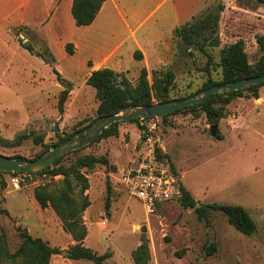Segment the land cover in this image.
<instances>
[{
    "label": "rangeland",
    "instance_id": "374dc122",
    "mask_svg": "<svg viewBox=\"0 0 264 264\" xmlns=\"http://www.w3.org/2000/svg\"><path fill=\"white\" fill-rule=\"evenodd\" d=\"M19 2L0 0V137L15 140L24 133L33 135L16 147L0 145V153L32 160L57 146L60 138L83 132L99 119V101L96 90L87 84L86 68L80 64L79 56L54 45L53 33L48 44L41 37L45 29L35 23L50 17L42 0H36L41 5L36 21L32 20V11L31 17L27 16L32 28L18 24V18L29 11L19 10ZM219 6L224 7L218 29L220 44L206 47L213 57L211 64L206 54L193 47L187 49L173 36L164 55L151 56L145 62L143 68L147 69L150 84L168 71L175 73L173 85L164 91L169 100L195 98L209 80L220 81L221 50L238 40L245 42L251 64L260 59L257 37L264 36V7L256 0H215L204 11ZM69 32L66 24L56 35L65 40ZM21 40L36 53H47V57L52 54L54 61L48 63L42 55L25 49ZM142 69L117 73L136 86ZM64 91L69 93L64 113L60 114L58 103ZM199 111L198 116L181 111L167 122L161 117L120 122L116 136L97 139L63 160L64 165H69L78 157L94 155L109 162L108 166L98 164L84 170L90 184L85 194L91 202L89 213H85L87 209L83 215L88 229L86 246L98 255L110 253L105 264H135L132 254L143 235L149 239L150 264H264V86L258 98L246 93L226 106L217 137L211 135L213 124ZM35 137L43 138V143L37 144ZM157 149L168 157L180 185L198 203L242 206L256 222V233H241L221 212H212L208 226L193 209L183 207L179 198L149 212L131 197L121 183L122 173L144 150H153L157 157ZM45 173L47 178L42 184L21 189L11 185V174H0V235L6 234L11 252L21 243L17 227L59 248V255L70 250L64 247L70 236L60 218L53 210L43 211L34 196L37 187L55 185L63 179L61 175ZM108 181L111 198L107 210ZM206 244H215L216 253L208 256ZM179 251H184L181 258L176 255Z\"/></svg>",
    "mask_w": 264,
    "mask_h": 264
},
{
    "label": "trees",
    "instance_id": "16d2710c",
    "mask_svg": "<svg viewBox=\"0 0 264 264\" xmlns=\"http://www.w3.org/2000/svg\"><path fill=\"white\" fill-rule=\"evenodd\" d=\"M106 1L107 0H73L72 15L76 25L78 27L91 25ZM256 2L264 7V0H256ZM223 10L224 7L219 6L216 9L208 10L194 17L192 21L183 26L176 27L173 32V38L179 39L187 49L193 47L206 54L208 63L211 64L213 57L206 51V47L208 45L216 47L220 44L218 29ZM257 41L262 55L255 64L250 63L243 40H238L223 48L220 57L222 79L220 81L209 80L205 83L203 89L205 90L214 85L232 83L238 80L264 75V36H258ZM21 45L34 54L42 55L48 63L54 61L52 54L47 57V53H36L32 46L23 43L22 40ZM66 51L68 54L72 55L73 45L67 44ZM135 58L140 60L142 54L136 52ZM57 74L60 77V73L57 72ZM147 76V69L143 68L139 82L134 86L124 74H119L112 69L105 68L92 72L87 79V84L96 90V97L99 101L97 109L98 117L114 115L135 107L168 101V95H165L164 91H169L170 87L173 85L176 77L175 73L168 71L163 77L157 76L153 84H150ZM262 86H264V83L249 86L238 91L215 94L200 105L190 106L161 118L164 122H167L170 116L181 111H191L194 116H198L199 110H201L206 114L210 123L218 125L219 121L226 116V106L229 105L233 99L243 97L246 93L252 97L258 98L259 89ZM68 93V91H64L60 96L58 103L60 114L64 113ZM146 119L137 118L128 122L137 123ZM119 123H114L104 130L98 140L116 136L118 134ZM75 134L60 138L57 145L70 139ZM32 135L33 134L24 133L19 135L15 140H6L0 137V145L3 147H16L21 145L23 141L32 138ZM34 141L37 144H41L43 143V138L35 137ZM45 151H48V147ZM77 152H79V150L71 154ZM156 154L159 160L169 163L167 160L168 157L161 155L159 149H157ZM68 155L60 158L52 166L43 171L50 172L52 177L61 175L63 179L58 184L55 183V185L37 187L34 190L35 199L42 209H53L63 223L65 231L68 232L76 242L68 251L67 257L69 259H86L95 264H105V261L111 257L110 253L98 255L92 249L84 245V241L88 236V229L83 220V215L91 206L89 197L85 194L86 191L89 190L90 184L84 170H91L98 164L108 166L109 162L104 157L99 158L94 155H85L78 157L69 165H64L62 162ZM12 157L26 160V158L21 156ZM171 168L174 170L172 165ZM1 173L11 174L10 172L0 171V174ZM180 189L181 196L179 200L181 205L186 209H193L198 219L204 221L206 225H211L212 212H221L226 217L228 223L241 233L248 236L256 233V222L242 206L200 204L183 185L180 186ZM110 195L111 185L108 181L106 199L107 210L110 207ZM17 230L21 243L15 252H11L6 234L4 232L1 233L0 264H50L52 256L62 252L59 248L50 246L44 240L31 236L28 231L20 227H17ZM205 250L206 254L211 256L216 253V245L206 244ZM183 252L184 251H179L176 255L181 258ZM132 258L135 264H150L151 251L149 239L145 235L142 236V242L133 252Z\"/></svg>",
    "mask_w": 264,
    "mask_h": 264
},
{
    "label": "crops",
    "instance_id": "0c3cea01",
    "mask_svg": "<svg viewBox=\"0 0 264 264\" xmlns=\"http://www.w3.org/2000/svg\"><path fill=\"white\" fill-rule=\"evenodd\" d=\"M214 1L107 0L91 25L78 27L72 15L73 0H42L45 12L50 13V17L48 21L39 20L35 25L45 29L41 37L47 44L52 33L54 45L66 49L67 44H72L74 57L79 56V62L86 68L84 70L89 78L92 72L105 68L115 72H131L146 67L145 62L149 57L160 58L164 55L176 27L206 12L204 9L208 3ZM40 6L36 0H20L17 8L29 11L26 16L22 14L18 18V24L32 28L29 24L31 19L27 16L32 11V20L36 21ZM66 24L70 26L69 36L65 40L58 39L57 30L63 29ZM136 52L142 54L140 60L135 58ZM49 209L53 210L46 208L43 211ZM85 213H89V209ZM69 236L70 239L64 244L68 249L76 243ZM87 240L88 236L84 241L85 246ZM67 256L53 255L50 264H95Z\"/></svg>",
    "mask_w": 264,
    "mask_h": 264
},
{
    "label": "water",
    "instance_id": "95a60500",
    "mask_svg": "<svg viewBox=\"0 0 264 264\" xmlns=\"http://www.w3.org/2000/svg\"><path fill=\"white\" fill-rule=\"evenodd\" d=\"M263 83L264 75L251 77L232 83H224L221 85L211 86L203 90L195 98L169 100L152 105L135 107L133 109H129L114 115L100 117L99 119L94 121L88 128H86L85 131L76 133L73 137L57 146H52L51 150L35 159L23 160L0 153V171L10 173H37L44 171L48 167L52 166L60 158L93 144L104 132V130H106L114 123L128 122L137 118L146 119L163 117L190 106L200 105L215 94L238 91L249 86L260 85ZM62 85L68 89L71 88L69 85ZM56 131H58V128L56 129ZM211 135L213 137H217V124H213L211 126ZM63 254L67 255L68 251L63 252Z\"/></svg>",
    "mask_w": 264,
    "mask_h": 264
},
{
    "label": "built area",
    "instance_id": "2783aa9c",
    "mask_svg": "<svg viewBox=\"0 0 264 264\" xmlns=\"http://www.w3.org/2000/svg\"><path fill=\"white\" fill-rule=\"evenodd\" d=\"M152 127L155 128L156 125ZM45 178L47 174L43 171L17 172L11 173L10 183L13 187L21 189L28 185H40ZM121 183L128 194L139 200L149 212L154 211L158 205L181 196L177 173L170 165L159 160L153 150H144L132 161V165L122 173Z\"/></svg>",
    "mask_w": 264,
    "mask_h": 264
}]
</instances>
